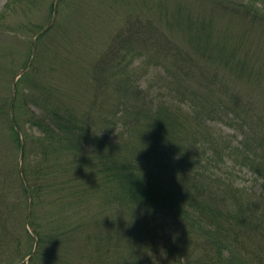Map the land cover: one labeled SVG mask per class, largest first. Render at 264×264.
Listing matches in <instances>:
<instances>
[{
  "label": "trees",
  "instance_id": "1",
  "mask_svg": "<svg viewBox=\"0 0 264 264\" xmlns=\"http://www.w3.org/2000/svg\"><path fill=\"white\" fill-rule=\"evenodd\" d=\"M39 1H7L0 13L4 57L14 36L23 31L35 34L25 24L10 23L9 17L16 9L28 15ZM251 2L261 4L262 18L255 16L257 10L245 8L264 22V0ZM28 64L25 61L23 69ZM122 66L123 61L114 62L106 72L117 76ZM38 68L39 61H34L18 80L16 95L13 82L21 69L13 72L10 96L0 93V131L13 132L21 154L23 146L22 159L15 165L13 161L9 175L0 162V264H108L106 252L113 246L112 229L118 230V224L128 229L127 241L134 248L130 264H146L142 257L151 252L158 264H264V137L245 136L239 147L244 165L263 179V190L238 189L210 170L209 159L193 156V145H173L179 146L184 134L174 136L185 130L189 139L195 136L211 145L207 122L222 117V112L198 95L191 101L193 106L203 105V111H195L193 117L168 98L157 105L148 89L139 88L134 73V96L140 104L130 107L134 122L125 124H134V142L128 148L134 152L108 151L99 126L112 131L110 126L120 124L121 117L107 122V117L98 116V104L91 113L80 105L79 96L70 104L75 92L63 93L54 79L38 78ZM11 189L23 200L10 209ZM122 207L132 211L128 225L119 218L111 222ZM159 214L175 220V234H167L166 226L156 220ZM127 261L122 256L110 264Z\"/></svg>",
  "mask_w": 264,
  "mask_h": 264
},
{
  "label": "rangeland",
  "instance_id": "2",
  "mask_svg": "<svg viewBox=\"0 0 264 264\" xmlns=\"http://www.w3.org/2000/svg\"><path fill=\"white\" fill-rule=\"evenodd\" d=\"M7 1L0 0V13ZM55 2L40 0L28 15L23 14L24 9H16L9 17L10 23L25 24L35 34L23 31L14 36L5 57L0 50L3 95L10 96L13 72L31 61L35 37L52 22ZM260 5L251 0H60L55 23L38 41L36 73L46 81L54 79L63 93L72 89L75 94L70 104L79 96L80 105L91 113L97 111L98 104L102 111L98 116L107 117V122L121 117L120 124L110 126L112 131L99 126L103 149L108 151L128 150L134 142V124L125 125L134 122L130 107L140 104L134 96V73L140 80L139 88L148 89L157 105L168 98L193 117L195 111L202 113L203 105L193 106L191 100L201 96L210 108L222 112V117L207 122L211 145H203L195 136L189 139L186 130L174 136L184 134L179 146L173 145L181 149L190 143L193 156L209 159L210 170L226 183L260 193L263 179L244 165L239 150L245 136L264 137V22L245 8L257 10L254 15L262 18ZM117 61H123L124 70L110 77L106 71ZM168 75L170 80L165 78ZM172 90L181 96L170 93ZM92 117L96 120V114ZM191 128H197L194 119ZM7 133L0 131V162L9 175L13 161L18 163L22 154L13 132ZM163 140L170 139L164 136ZM9 198L10 209L23 200L16 189L10 190ZM117 218L128 225L132 211L122 207L111 222ZM156 220L166 226L167 234L177 231L169 216L159 214ZM112 235L115 239L106 252V263L122 256L128 261L119 264L134 262L128 229L118 224ZM144 260L146 264L160 263L152 252L150 257L143 256Z\"/></svg>",
  "mask_w": 264,
  "mask_h": 264
},
{
  "label": "water",
  "instance_id": "3",
  "mask_svg": "<svg viewBox=\"0 0 264 264\" xmlns=\"http://www.w3.org/2000/svg\"><path fill=\"white\" fill-rule=\"evenodd\" d=\"M58 4H59V0H57L56 1V3H55V8H54V16H53V20H52V22L47 26V28L41 33V34H39L37 37H36V39H35V41H34V47H33V58H34V56H35V53H36V48H37V41H38V38L41 36V35H43L45 32H47L52 26H53V24H54V22H55V20H56V16H57V11H58ZM32 58V59H33ZM33 61V60H32ZM27 70V69H26ZM26 70H23V71H21L18 75H17V77H16V80L14 81V93H16V82H17V79L20 77V75L21 74H23ZM30 215H31V212H30ZM30 217V216H29ZM29 220V219H28Z\"/></svg>",
  "mask_w": 264,
  "mask_h": 264
},
{
  "label": "bare ground",
  "instance_id": "4",
  "mask_svg": "<svg viewBox=\"0 0 264 264\" xmlns=\"http://www.w3.org/2000/svg\"><path fill=\"white\" fill-rule=\"evenodd\" d=\"M31 201H32V199H31ZM35 252H36V251L33 252L32 256L35 254ZM32 256H31V257H32Z\"/></svg>",
  "mask_w": 264,
  "mask_h": 264
}]
</instances>
